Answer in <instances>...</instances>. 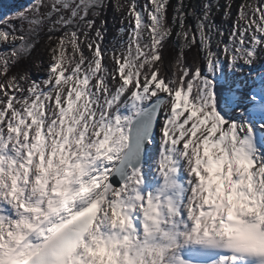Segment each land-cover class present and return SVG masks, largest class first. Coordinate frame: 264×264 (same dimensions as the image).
Masks as SVG:
<instances>
[{"label":"snow or ice","instance_id":"snow-or-ice-1","mask_svg":"<svg viewBox=\"0 0 264 264\" xmlns=\"http://www.w3.org/2000/svg\"><path fill=\"white\" fill-rule=\"evenodd\" d=\"M0 25V264H264V0Z\"/></svg>","mask_w":264,"mask_h":264},{"label":"rangeland","instance_id":"rangeland-1","mask_svg":"<svg viewBox=\"0 0 264 264\" xmlns=\"http://www.w3.org/2000/svg\"><path fill=\"white\" fill-rule=\"evenodd\" d=\"M27 2V0H0V20H3L7 15L21 9L22 7H24L25 3ZM141 6L143 5V3L145 2V0H139ZM237 2H239V0H237ZM115 15L116 17V21L114 22L112 17ZM119 17H120V13H115L114 10L109 7V10L107 12V19L109 21V33L107 36V40L111 41L116 28L119 27ZM230 23V22H229ZM2 26V25H0ZM226 39V38H225ZM41 59L43 61V64L41 67L36 68L33 67L32 68V75L33 78H41L46 76V71L48 69V64H49V55L47 53V51H44L41 54Z\"/></svg>","mask_w":264,"mask_h":264}]
</instances>
